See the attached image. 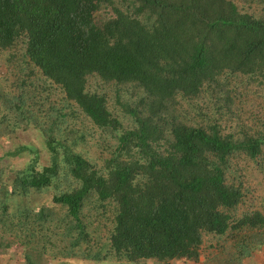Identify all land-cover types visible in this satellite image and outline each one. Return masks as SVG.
I'll use <instances>...</instances> for the list:
<instances>
[{
    "label": "trees",
    "instance_id": "16d2710c",
    "mask_svg": "<svg viewBox=\"0 0 264 264\" xmlns=\"http://www.w3.org/2000/svg\"><path fill=\"white\" fill-rule=\"evenodd\" d=\"M248 94L264 111V0H0V248L248 264L264 250Z\"/></svg>",
    "mask_w": 264,
    "mask_h": 264
},
{
    "label": "rangeland",
    "instance_id": "374dc122",
    "mask_svg": "<svg viewBox=\"0 0 264 264\" xmlns=\"http://www.w3.org/2000/svg\"><path fill=\"white\" fill-rule=\"evenodd\" d=\"M245 97V96H244ZM248 97V98H247ZM245 98H241L240 105L244 107L245 111H248L249 116L253 117L254 120H256L258 117L264 116V111L260 106L259 99L255 95L248 94V96ZM27 136V137H26ZM24 136L25 139L30 140L34 142L35 144L39 145V140L36 138H32L31 135ZM23 138V139H24ZM24 142V141H23ZM14 143H17L14 141ZM10 146V142H2L1 148L6 149ZM2 150V149H1ZM0 150V151H1ZM25 160L22 157H9L7 159L8 162L14 167H19L22 165V161ZM1 163H5L4 160H1ZM243 179L246 181L247 185L251 188V198L250 200L251 204L254 205L261 199V197L264 194V180L262 179L261 175L252 167V164H249V167L245 170V175ZM247 204L248 201H247ZM2 232L0 231V236H2L3 240H7L9 235H1ZM207 241V238H205ZM205 247V246H204ZM19 252V245L18 244H11V246L8 249L0 248V264H21V261L18 257ZM214 252L213 247L204 250L201 252V255L199 257V261L203 259L204 255L208 253L210 256ZM72 264H116L113 261H101V262H85L82 260H79L77 258L70 259ZM248 264H264V250H255L252 252L250 259L247 261ZM45 264H57L56 260H49ZM173 264H191L189 262H185L182 260L176 261ZM192 264H200L199 262H195Z\"/></svg>",
    "mask_w": 264,
    "mask_h": 264
}]
</instances>
